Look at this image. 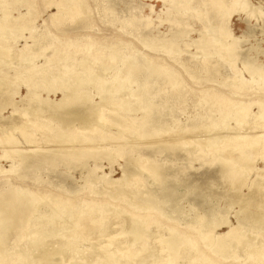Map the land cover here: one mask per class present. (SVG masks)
<instances>
[{"label": "bare ground", "instance_id": "6f19581e", "mask_svg": "<svg viewBox=\"0 0 264 264\" xmlns=\"http://www.w3.org/2000/svg\"><path fill=\"white\" fill-rule=\"evenodd\" d=\"M4 2L6 0H0V6ZM23 2H26L27 13H19L17 17L13 18L9 11L11 8L9 10L2 9L4 22L0 23V161L3 159L10 161L9 169H3L0 165V182L3 183L0 184V188L11 187L13 189L5 197L0 198V264H20L22 262H26V264H49L48 262L51 261L50 253L59 256L58 262L51 261L50 264H91L90 260H92V264H249L250 262L264 264V179L260 177L249 178V171L252 170L255 156H259L264 161V63H260L255 69H250V62L243 64L249 74V80L239 76V71L233 68V75L230 77L234 81L233 85L223 86L224 89L214 90V92L210 88L201 91L199 100L203 110L198 115V122L180 129L181 135H194L187 138L181 136L185 145L194 143L195 146L191 145V147L201 146L200 149L196 150L197 152H192L193 156L197 153L201 157L211 156L217 153L222 154L225 151L230 155H235V157L232 156L234 158H224L219 155L212 158L209 165L217 162L221 167L222 178L228 189L225 197V203L228 207L226 209H232L233 206L238 209L234 213L236 225L229 223L221 217V214L215 215L213 211H210L207 214L205 212L202 216L200 215L197 218L198 227L195 226L198 235L204 241V247L216 258L208 259V255L202 249H197L195 238L187 237L175 231L171 228L173 226L166 229L167 233L164 236L156 239L154 236L152 239L150 238L152 241L149 245L146 241L147 231L149 225L156 222L150 214L158 212L168 218L174 217L181 212L180 203L187 201L193 194V191L190 190H185L184 193L179 194L174 185L166 184L169 178L163 172V164L158 163L151 156L143 160L129 156L127 159H133V164L128 168L129 162L124 163V166L121 167L122 176L120 179L113 180L107 174L99 176L96 174V168L88 169L86 175L81 177L84 184L82 187L89 185L97 187L99 185L98 190L121 189L115 191L112 197L121 201L129 199L128 202L132 201L129 204L131 209L143 211L145 213L143 217H140L141 215L139 216L138 212L134 213V210L120 209L116 207V204L112 209L108 204H96L94 201L79 199L77 206L72 205V198L62 199V201L49 199L47 207L45 206L46 209H42V207H38V201L41 194H43L42 191L53 186H40L35 183L24 184L23 179H28L30 182H39L38 179H35V175L32 176L29 172L17 175L20 181L16 185H11L5 177L11 172L19 173V170H31L33 173V171L54 166L56 163L84 166L88 159L109 157L108 149L110 146L112 147L113 143L119 144L117 142L125 140V133L118 132L120 129L131 134L137 130V127H143V130L138 134V142L139 139L149 135L150 139L154 137L159 139L162 136L161 132L175 133L177 128H167L165 122L158 121L151 115V111L155 107L152 97L154 96L155 99L156 97H162L163 90L160 89L161 86L168 85L176 88L181 85V81L176 76V70L170 69L157 53L144 55L143 64H145V69L142 65L137 64L135 58L136 52H139V50L135 48L133 43L131 46L128 45L129 42H136L134 38L131 37V40L126 43L117 41L112 44H105L102 38H95V35L90 33L93 27L92 24L86 25V23L80 28H72L73 30L70 33L77 32V34L71 41L67 40L65 43H62L57 36L52 35V32L44 26L43 33L36 41L32 39L34 31L32 24L41 14H33L34 4L31 5L32 0H24ZM218 2L219 5L216 6L215 10L218 16L222 18L231 16L236 10L234 8L236 5L239 6L238 10L241 11L248 7L247 0H230V5L225 0H217ZM45 4V7H52L55 10L49 16L50 22L55 26L57 23H62L61 19L64 18L65 11L69 14L72 24L76 22L75 20H83L86 16L84 0H46ZM103 10L106 14L113 13L108 7ZM255 14L264 16L263 11L257 9L256 13L255 10L250 8L249 16ZM9 19L18 21V23L15 26H13L15 22L13 25H8ZM70 24L68 26L71 28ZM218 27L217 22H210L213 34L207 36L203 33L200 35L199 42L195 43V47L201 50L203 55L198 70L207 74L217 72L220 67L218 62L209 65L210 59L226 61L230 67H233L232 60L227 55L231 44L217 30ZM52 28L54 29L53 26ZM70 28L69 30H71ZM25 31H28V37L21 35ZM227 32L229 33V31ZM12 33L18 35L14 38V41L19 38L23 39L24 45L21 48L6 47L4 45L8 39L6 36ZM129 34L132 36L131 33ZM83 37L87 39L83 40V43H79ZM30 39L33 40H31V44ZM60 44L62 48L67 45L69 50L59 51L58 45ZM80 46L83 49H80ZM147 48L154 51L162 49L166 55L168 54L163 46L157 47L147 44ZM205 48H209L210 51L207 52ZM13 52L17 53L15 58L20 60L22 66L13 63ZM79 53L82 54L81 57H77ZM169 58L174 60V58ZM103 61H106V63H103ZM104 64H107L105 69L102 68L104 72L99 75L101 73L100 68ZM59 65L61 69H58L57 66ZM99 66L101 67L98 74L95 72L97 71L95 67ZM183 66L184 71L188 74H194L193 72L196 71L189 69L184 64ZM11 68L14 70L12 74L8 72ZM161 75H165V78L160 80L159 83V79L156 78ZM225 79L226 77L222 78V80ZM216 82L222 86L223 82ZM88 83H92L94 90L98 92L96 95L100 96L97 102L93 101L91 91H86L83 87ZM255 85L258 87L256 90L253 89ZM23 86L26 87L24 95L20 93V88ZM125 86L131 87L127 95L121 93L126 89H124ZM245 87L248 88L245 89ZM251 89H253L252 92L247 94ZM42 92L47 94L54 92L55 95L59 92L60 98L53 100L47 96L43 97ZM182 93V90H178L177 100L183 98ZM147 95L152 96L148 106L138 105L137 110L132 109L134 101L141 100L140 98L147 97ZM123 106L129 113L134 111H140L141 113L145 111V113L140 117L130 116L129 114V117L116 115L119 112H115L116 109L119 110ZM6 107H11L10 115L7 117L1 113ZM252 107H256L257 111H251ZM149 110L150 116H148ZM111 114L116 116L111 117ZM243 118H247L254 127L249 132L243 133L246 130L245 128L240 133L241 125L246 124ZM55 119L64 127V131L60 128L57 129L58 134L65 132L63 135L66 137L80 135L83 140H86V137L90 135H94L95 139L91 138L81 142L65 138L67 141L60 142L57 135L51 134L56 129L54 127ZM229 120H235L236 126H230ZM93 122L101 124L108 122L107 124L110 123V126L116 132H102L98 128L99 126L96 127ZM81 126L89 132L82 130ZM177 127L179 126L177 125ZM75 130L79 133L76 134ZM217 130L226 132V134L215 135L214 133ZM231 131H235L234 134H230ZM198 133H203L204 136H197ZM20 134L26 135V138L18 139L17 135ZM39 134L46 137L41 139ZM171 135L169 134V136ZM174 135L177 139L179 134ZM105 136L109 137L107 142L110 143L97 147L96 142H99ZM159 141L161 142V140ZM176 141L177 145L182 142L179 138ZM170 142L174 144L172 140ZM170 142L167 144H170ZM223 142H227L224 144L226 147H223ZM57 143L60 145L53 148ZM136 143V140L132 139L125 144L132 146ZM140 143H142V146L145 145V140ZM161 143L165 144L166 142L163 143L162 141ZM47 145L52 146L47 147ZM121 145L123 144L121 143ZM167 147L164 146V149H169ZM47 148L50 149L46 150ZM95 149L100 150L98 151L99 154L94 153ZM184 149L187 150V148ZM64 151L66 153L62 154ZM8 153L12 155L9 156ZM187 154L192 155L188 152ZM139 165L142 169H146L149 177L158 184L156 193L148 189H144L139 194L125 191V187H128L131 182H142L141 177L138 176L140 173L136 172ZM180 184L185 186L182 180H180ZM144 187L146 188V186ZM65 188L67 192H72L71 187L66 186ZM243 188H246L247 192H244ZM98 190H92L90 193L98 195L100 194ZM131 195L132 197H130ZM193 203L194 206L198 203L197 195L194 196ZM67 205L70 206V210ZM80 205L88 206L87 211L79 208ZM164 207H166V210H163ZM111 211L114 212V217H112L118 219L119 222L113 223L111 227L108 223L106 224L108 226L105 227L103 224L107 223V214ZM149 219L150 224H148ZM243 224H246L248 230L251 231L250 233L247 231L240 232ZM102 225L105 228L101 229ZM221 226H225L226 230L215 234V230ZM31 229L32 231H30ZM20 232H27L25 237L34 235V238L21 243L22 235L20 238H14ZM251 233H255V235L252 236ZM96 236H99L101 241L98 239L97 243L93 242L94 239L96 240ZM52 237L54 240L49 239ZM46 240H49L50 243L47 241L48 244L43 246ZM55 240L60 241V243ZM80 241H83L82 243L87 248L85 252L94 253L92 257L88 255L89 258L77 256L76 248L80 246ZM156 242L158 246L155 244ZM30 244L32 246L29 248ZM26 246L29 248L27 251H37L38 255L32 256V254H29L27 257H23L21 252ZM157 247L159 249L156 250ZM58 248H61V252L64 251L65 256L64 253L57 251ZM102 251L104 255L99 254ZM240 251L245 256L240 257L238 255ZM66 252L67 254L69 252L70 255L77 252V255L71 257ZM65 257L68 259H65ZM181 261L182 263H180Z\"/></svg>", "mask_w": 264, "mask_h": 264}, {"label": "rangeland", "instance_id": "374dc122", "mask_svg": "<svg viewBox=\"0 0 264 264\" xmlns=\"http://www.w3.org/2000/svg\"><path fill=\"white\" fill-rule=\"evenodd\" d=\"M23 1L24 0H11V2H9V0H6V2H4V4L0 6L1 8L0 9V13H1L0 19L3 20V21L0 20V23L4 22L3 15H2V9L9 10L11 8L9 11L11 12V16L13 18L17 17L19 13H27L28 8L25 5L26 2H23ZM225 1L226 3H228V5H230L229 4L230 0H225ZM45 2L44 0H41V1L32 0L31 5L34 4L33 14H36V13L41 14L34 21V24H32V27L34 28L32 39H35L36 41H38L39 36L43 33L44 26H46L48 30L52 32V35L57 36V38L60 41H62V43H65L67 40L71 41L73 37H75V35L77 34V32L73 34L70 33L73 30L72 28H80L83 24H86V23H87L86 25L92 24L93 27L91 28L90 33H93L95 35V38L96 37L100 39L102 38L105 44L106 43L112 44L117 41L121 43L123 42L126 43L131 40L130 39L131 37L134 38L136 42H129L128 45L131 46V44L133 43L135 48L139 50V52H136L137 55H135L138 65H142L145 68V64H143L144 55L157 53L159 54V58L164 63H166V65H168L170 69L176 70V73H177L176 76L178 80L181 81V85L179 87L172 88L168 85L161 86L160 89L163 90V93L161 94L162 96L161 98L156 97L155 99L154 96L153 98L152 96L147 95V97L140 98L141 100L134 101L132 109H136L138 105L148 106L150 103V97H152V100L155 103V107H153L154 109L151 111V115L155 117L156 120L165 122L166 123L165 125L167 126V128L169 129L177 128L178 130L175 129L176 130L175 133H172V132L162 133L161 132L160 134L162 136L161 135L160 136L162 139L161 138L158 139V137L157 138L154 137L153 139L152 138L150 139V135H149L148 137L139 139V142H138L137 140L138 134L140 131L143 130V127H140V128L137 127V130L131 134L127 132H123V130L120 129L118 130V132L122 131L121 134L125 133L124 138L126 141L121 140L120 142H117L119 144L113 143V146L112 147L110 146V148L108 149L109 157L88 159L86 160V163L84 164V166L64 165L62 163H56L54 166H48L42 170H37L35 172L33 171L34 174L31 172V170L29 171L19 170V173L11 172L10 174H7L8 176L5 178L9 181V183H11V185L12 184L16 185L20 181V179L17 178V175H21V174H25L26 172H29L32 174V176L35 175V179H38L39 182H30V180L28 179H23L24 184L30 185V184L35 183L40 186H44V185L53 186L52 188L44 189L42 191L43 194H41L40 200L38 201L39 202L38 207L39 208L42 207V209L44 208L46 209L49 199H52V200L54 199L55 201H62V199L64 200L67 198L69 199L72 198L71 199L73 201L72 205H76V206L78 205V202L80 200H90V201H94V203L96 204L97 203L98 204L100 203L108 204L112 209L115 207V204H116V207L120 209L133 211L134 209L132 210L131 206L129 205L130 203H132V201L128 202L127 200L129 199H127L126 201H121L118 198L115 199L112 197V194H114L115 191H120L121 189H117V190L113 189L114 191L113 190L104 191L102 189L98 190L99 185L97 187L93 185L82 187L84 184H83V178L81 177L86 175L88 169L96 168V174L99 176L103 174H107L108 177H110L113 180L120 179L122 176L121 167L124 166V163H126V161L129 162L128 168L131 167L133 164L132 163L133 159L132 160L127 159L129 156H132L134 159L138 158L142 160L146 157L150 158L151 156L152 158L157 160L158 163L163 164V172L167 174L169 178L167 179L166 184L174 185L175 189L178 191L177 193L179 194L184 193L185 190L193 191V194L191 195V198L187 199V201H183L180 203L181 212H179V214L176 216L173 215L174 217L168 218V217L161 215L158 212H153L150 214L151 217L153 216V218H155L156 222H153L151 225H149L150 227L148 228V231H147L148 235L146 237L147 243L150 245V241H152L151 239L153 236L155 239L157 237L160 238L161 236H164L165 233H167L166 229L173 226L171 228L175 229V231L187 237L195 238L197 249L198 250L202 249L208 255L209 257L208 259L216 258V256H214L209 250H207L204 247V241L198 235V231H197V228H195V226L198 227L197 218H199L200 215L202 216L203 213L206 212L207 214V212H210V211H213L215 215L221 214V217L225 218L227 221H229V223L236 225V216L234 213L238 209L236 206H233L232 209H226L228 207L226 206V203H225V197L227 195L228 189H227L225 181L222 178L221 167L217 162H213L212 165H209L211 159L219 155L224 158H234L235 155L234 154L230 155L226 153L227 151H225L222 154L217 153L218 155L213 154L211 156L207 155V156L201 157L200 154L197 153L196 155L193 156V153L197 152L196 150L200 149L201 146L196 145V147H191V145L195 146L194 143L185 145L183 142L184 141L183 138L185 136H186L185 138H187L191 134L181 135L180 129L186 126H191L194 123L198 122V119H199L198 115L203 110V107L200 105V100H199L200 99L199 93L201 91H204L206 88H210L214 92V90L224 89L223 86L233 85L234 81L230 79V77H232L233 75V72H232L233 68L234 70L239 71V76H241L242 78L246 80L247 79L249 80V74L247 70L244 68L243 64L250 62L251 63L249 65L250 69H255V67H257L260 63H264V16H260L259 14L249 16L250 8L251 10H255L256 13H257V9L264 12V0H247L248 7L244 11L238 10L239 6L236 5L234 7L236 8L235 12L232 13L231 16L223 17V18L219 17L218 14L216 13L215 8L216 6L219 5V2L217 3V0H84L85 2L84 9L86 11V16L83 18V20L82 19L75 20L76 22L72 24L69 14L67 13V11H65V13L63 14L64 18L61 19L62 23L61 24L57 23L56 26L53 25V23H51L49 20V16L52 13H54L55 10L52 9V7L50 8L45 7L46 5ZM106 7L110 8L113 13H110V12L108 14L104 13L103 9ZM18 9H19V12H18ZM210 22H217L219 24V27L217 28V30L220 31L228 40L227 42L231 44L229 53L227 55H228V58L232 60L233 67H230L229 63L226 61H217L215 59H210L209 65L214 64L215 62H218L220 67L218 68L217 72L207 74L206 72L204 73L203 71L198 70L200 69L203 55H202V51L195 47V43L199 42L201 38L200 37L201 34L204 33L207 36H210L213 34V30L210 28ZM17 23L18 21H14L10 19L8 20V25L15 26V24ZM69 24L71 25V28L70 26H68ZM72 25H75V26L72 27ZM52 26L54 27V29L52 28ZM69 28L71 30H69ZM227 31H229L230 34ZM27 32L25 31L21 35L22 36L26 35V37H28L29 33ZM129 33H131L132 36ZM15 34L16 33H12L11 35L6 36L8 37V39L4 43L6 47L15 46L16 48H21L24 45V41L22 38H19L18 40L14 41V38L18 36L17 34L16 35ZM32 39H30V44H31ZM86 39L87 38L83 37V39L80 40L79 43H83V40H86ZM100 39H97V40L101 41ZM74 42H77V41H74ZM147 44L155 45L157 47L163 46L165 47L164 50L168 51V54L166 55L162 49L156 50V51L150 50L149 48H147ZM63 47L65 48H62L61 44L58 45L59 51L64 52L65 50H69V47L67 45ZM80 49H83V47L80 46ZM205 50L207 52L210 51L209 48H205ZM255 52H258V53L256 54ZM16 55L17 53L15 52L12 53V57L14 59L13 63L14 64L18 63L21 65L22 63L19 62L20 60H17L15 58ZM81 55L82 54L79 53L77 54V57H81ZM169 57L174 58V60H171ZM103 63H106V61H103ZM183 64L186 65L189 69L196 70V71L198 70V72L195 71L193 72L194 74H188L187 72L184 71ZM106 65L107 64H104L103 67L101 66L95 67L96 68L95 70H97L95 72L99 74V68L101 67L100 68L101 73L99 75L103 74L104 71H102V68L105 69ZM57 67L58 69H61L60 65ZM5 70H8V69H5ZM13 71L14 70H12V68L8 70V72H10L11 74ZM224 77H226V79L222 80V78ZM163 78H165V75L157 76L156 79L157 80L159 79L158 82L160 83V80H162ZM20 80L22 81V79ZM216 81L223 82L222 86L217 84ZM83 87L86 91L88 90L91 91L93 95V101L97 102L99 100L100 96L96 95L98 94V92L94 90L92 83L91 84L88 83L84 85ZM129 87L130 86H125L124 89L126 88L125 89L126 91L124 90L121 93L127 95L129 93L128 90L131 89V87L130 88ZM247 88L248 87H245V89ZM254 88L256 90V88H258L257 85H255L253 89ZM253 89L248 91L247 94L251 93ZM25 90H26V87L24 86L21 87L20 93L24 95ZM178 90H182L183 92L182 93L183 98L179 100L176 99V94ZM41 94L43 97L47 96L48 98L53 99V100L60 98L59 92L56 93V95L54 94V92L49 93V94H47L46 92H42ZM124 107L125 106H123V108ZM123 108H119V110L116 109L115 112H118V111L120 112V113L118 112L119 114L116 113V115H119L122 117H127V116L129 117V115L140 117L141 115L145 113V111L142 113L140 111L138 112L134 111L133 113H129L127 109L125 108L123 109ZM251 111L256 112L257 111L256 107H252ZM10 112H11V107L9 108L6 107L4 110H2L1 113L3 116L7 117L10 115ZM112 114L110 115L111 117L116 116ZM148 116H150V110L148 112ZM57 118L58 120H60L59 117ZM243 119H244V123L246 124L244 126L241 125L242 128L240 129V133L243 132L245 128L246 130L243 133L249 132L251 128L254 127L253 125H251V122L247 118H243ZM58 120L55 119L54 127H56V129L53 130L51 134L57 135L60 142L67 141L65 138H71L73 140H77L81 142L90 140L91 138L93 140L95 139L94 135H90L86 137V140H83L82 136L80 135H77L75 137H66L63 135L65 132L58 134L57 129L60 128L62 129V131H64V127L60 124ZM229 121H230L229 122L230 126H233V127L236 126L235 120H229ZM93 123L95 124L96 127L99 126L98 128L102 132H106V131L116 132L115 129H113L110 126V123L107 124L108 122H106L105 124L96 123V122H93ZM207 123H209V121H207ZM177 125L179 127H177ZM12 127L15 128L13 125ZM80 128L82 130H86V128L83 126H81ZM76 132H77L76 134L79 133L78 131ZM85 132H89V131L86 130ZM215 132H216L214 133L215 135L216 134L218 135L226 134V132H223L221 130L220 132L219 130ZM234 132L235 131H231L230 134H234ZM169 134L170 135L173 134V135L169 136ZM174 134L176 135L179 134L177 136V139L179 138L180 141L183 140L182 141L183 143L179 141L180 142V144H178L179 147L176 144L177 139ZM181 136L183 138H181ZM191 136H194V135L192 134ZM197 136H204V134L198 133ZM17 137L18 139L22 140L26 138V135L23 136L22 134H20V135H17ZM44 137L46 136L39 134V138L44 139ZM49 137L51 136L49 135ZM164 137L165 138L171 137V138L165 139ZM132 139L136 140L137 143L133 144L132 146L125 144L128 142V140H132ZM168 139L170 141L172 140V143L174 144H171V142ZM144 140H145V145H143L144 146L143 147L141 145L142 143L140 142ZM153 140L155 142L157 141V143H155ZM159 140H161V142L163 141V143L164 142L166 143L162 144ZM107 141H109V137L105 136L99 142H96V144L98 145L97 147H100L101 145L104 146L106 144H109L110 142H107ZM169 142L170 144H167ZM121 143L123 145L120 146ZM138 143L140 144L138 145ZM225 143L227 142L222 143L223 147L225 146L224 145ZM59 145L60 144L57 143V145H54L53 148H56ZM187 145L188 146L190 145V147H188ZM51 146L52 145H47V147H51ZM164 146H168L169 149H167L168 148L167 147L166 148L167 150H165ZM181 146L184 148H187V150L182 148ZM48 149L50 148H47L46 150ZM120 150H122V152H120ZM98 151L100 150L95 149L94 153L99 154ZM187 152L191 153L192 155L189 156ZM64 153L66 152L65 151L62 152V154ZM8 154L9 156L12 155L11 153H8ZM0 155H1V150H0ZM0 165L3 169L5 168L9 169L10 161L3 159L0 161ZM140 166L141 165H139L136 168V172L140 173V175L138 176L141 177L142 184L140 182L138 183L131 182V184H129L128 187H125V191L127 193L130 192V193L139 194L140 192L142 193L144 189L145 190L148 189V190H153L156 193V190H158V187H157L158 184L156 183V181H154L152 178L149 177V173L146 171V169H142ZM263 168H264V161L261 160L259 156H255L252 170L249 171V178L252 177L251 179H253L254 177H260L264 179ZM89 179H90V176H89ZM180 180L184 182V185L186 187L180 184ZM0 184L2 185L3 183L0 182ZM130 185H131V188H130ZM143 185L146 186V188ZM147 185H150V186H147ZM66 186L71 187L72 192H67L65 188ZM133 186H134V189H133ZM137 188L140 190L138 191ZM12 190L13 189L11 187L0 188V198L5 197L8 193L12 192ZM92 190H98L100 194L98 195L91 194L90 191ZM246 190H247L246 188H243L244 192H247ZM196 195H197L198 203L196 204V206H194L193 198ZM130 197H132V195ZM87 207H84L81 205L79 206V208L84 209L85 211H87L86 209ZM67 208L69 209L70 206L67 205ZM163 210H166V207H164ZM133 212L134 213L138 212V215L139 216L141 215L140 217H143L145 215L143 211L134 210ZM113 213L114 212L111 211L107 214L108 216V218L106 217L108 219V220L106 219L107 223L103 224L105 227H107L108 225L111 227L113 223L115 224L119 222L118 219L113 218L114 217ZM182 223L185 225H183ZM148 224H150V219L148 220ZM103 225L101 229L105 228ZM153 229L156 231H154ZM225 230H226V227L221 226V227H218L214 233L219 234V233L224 232ZM30 231H32V229ZM242 231L243 232L247 231L248 233L251 232L248 230L246 224H243V226H241L240 232ZM6 233L8 232L6 231ZM26 234L27 232H20L19 234L14 236V238L15 237L20 238L22 235L21 243H24V241L28 239L34 238V235L25 237ZM253 235H255V233L252 234V236ZM95 238L97 241L94 239L93 242L97 243L100 237L96 236ZM49 239L54 240L53 237ZM47 241L48 243H50L49 240H46V242L43 243V246H46L48 244ZM55 241L57 242V240ZM62 241L63 239L61 240V242ZM99 241L101 240L99 239ZM82 242L83 241H80L79 242L80 246L76 248L78 255H77V252L71 253V255L68 252V254L71 257L72 256L76 257V255L77 256L80 255V257H86V258L88 256L89 257L93 256L94 253H90V251L85 252L87 248L85 244H83ZM57 243H60V241ZM155 244L158 246L157 242ZM31 246L32 245L30 244L29 248ZM27 247L28 246H26V248L22 250L21 252V255L23 257L25 256L27 257V255L29 254H32V256L38 255L37 251L36 252L27 251L29 249ZM157 249H159V247H157L156 250ZM57 251L61 252V248H58ZM61 253L63 254L64 251H62ZM99 254L104 255V252L102 251ZM238 255L240 257L245 256L244 253L241 251L238 253ZM57 256L58 255L55 256V253H50V260L54 262L55 261L58 262L59 256L58 257ZM64 256H65V253H64ZM65 259H68V258L65 257ZM90 261L92 264L93 263L92 260ZM50 262L48 263L50 264ZM180 263H182V261ZM20 264H26V262L25 263L22 262ZM249 264H255V263L250 262Z\"/></svg>", "mask_w": 264, "mask_h": 264}]
</instances>
